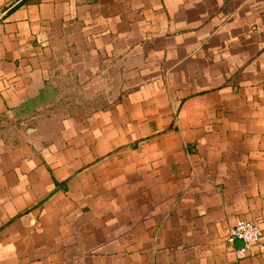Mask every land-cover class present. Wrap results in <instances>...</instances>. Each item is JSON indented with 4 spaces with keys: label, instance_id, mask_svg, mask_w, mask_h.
<instances>
[{
    "label": "crops",
    "instance_id": "1",
    "mask_svg": "<svg viewBox=\"0 0 264 264\" xmlns=\"http://www.w3.org/2000/svg\"><path fill=\"white\" fill-rule=\"evenodd\" d=\"M264 0H0V264H264Z\"/></svg>",
    "mask_w": 264,
    "mask_h": 264
},
{
    "label": "built area",
    "instance_id": "2",
    "mask_svg": "<svg viewBox=\"0 0 264 264\" xmlns=\"http://www.w3.org/2000/svg\"><path fill=\"white\" fill-rule=\"evenodd\" d=\"M264 230L257 221L240 219L228 230L227 243L235 247L237 240L241 239L244 246L238 247L236 253L239 257L255 255L263 247Z\"/></svg>",
    "mask_w": 264,
    "mask_h": 264
},
{
    "label": "water",
    "instance_id": "3",
    "mask_svg": "<svg viewBox=\"0 0 264 264\" xmlns=\"http://www.w3.org/2000/svg\"><path fill=\"white\" fill-rule=\"evenodd\" d=\"M236 244H237L238 247L244 246V242L241 239L237 240V243Z\"/></svg>",
    "mask_w": 264,
    "mask_h": 264
}]
</instances>
